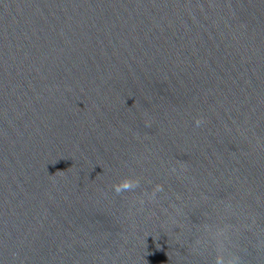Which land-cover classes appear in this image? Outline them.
I'll return each instance as SVG.
<instances>
[{"label":"water","instance_id":"obj_1","mask_svg":"<svg viewBox=\"0 0 264 264\" xmlns=\"http://www.w3.org/2000/svg\"><path fill=\"white\" fill-rule=\"evenodd\" d=\"M0 264H264V0H0Z\"/></svg>","mask_w":264,"mask_h":264}]
</instances>
